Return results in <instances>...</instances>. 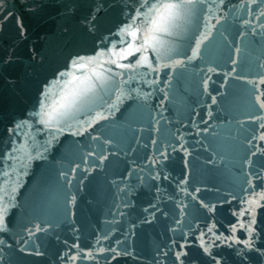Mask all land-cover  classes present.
<instances>
[{
    "label": "water",
    "instance_id": "water-1",
    "mask_svg": "<svg viewBox=\"0 0 264 264\" xmlns=\"http://www.w3.org/2000/svg\"><path fill=\"white\" fill-rule=\"evenodd\" d=\"M141 3L0 0V264H264V0L188 5L158 55L121 59ZM101 51L75 75L103 87L39 123L59 74Z\"/></svg>",
    "mask_w": 264,
    "mask_h": 264
},
{
    "label": "snow or ice",
    "instance_id": "snow-or-ice-1",
    "mask_svg": "<svg viewBox=\"0 0 264 264\" xmlns=\"http://www.w3.org/2000/svg\"><path fill=\"white\" fill-rule=\"evenodd\" d=\"M197 2L203 3L204 0H142L141 8H145V11L141 12L139 9L136 11L135 17L132 20L131 24L126 25L121 29V42H124L123 36L127 34L131 37V42H127V48L122 49L119 53L114 51L115 45H113V49H110L113 55L119 56L121 59H127L128 56L135 54L136 52H147L149 48H151L153 53L158 55V43L160 42L159 37L161 35H171V29L176 26V21L181 19L185 14L186 8L188 5H194ZM147 6V7H145ZM264 15V12L260 13ZM139 20L140 23L137 24L136 21ZM264 27V25H261ZM139 41V43H137ZM196 48H199V43H197ZM105 53L101 51L97 57H91L87 60L84 57H80L76 60L72 61L71 69L72 71L61 72L59 74L60 77L71 76V81H64L63 86L59 92L58 98L54 99L51 104H46L44 101L40 104V111L35 113L38 117H40L39 123L50 125L53 121L59 123L61 119L68 118L74 115L76 112L80 111V109L86 106L89 103L90 94H94L96 91V82L100 81V87H103V80L108 79L105 77L103 73H97L95 69H92L90 74H84L83 76L75 75L76 72H81L86 69L88 65L95 63L99 57L104 56ZM193 57L197 55V51H193ZM147 57L141 56L136 61L129 64H119L116 66L125 69H135L138 66H145L142 61H146ZM115 63V61H110ZM147 67L151 68L153 71L156 69L152 67L151 62H148ZM105 72H111V69H105ZM117 75V74H113ZM73 81H78L76 87L69 89L67 85L72 83ZM260 83L264 84V80L260 81ZM61 81L57 80L54 82L55 85H60ZM50 92V89H49ZM49 92L45 93V97L48 98ZM259 100V97H257ZM260 108L264 109V102H260ZM46 117V118H45ZM261 121H264V116L258 117ZM25 125L27 122H24ZM23 125L18 124L17 128L22 127ZM260 128L264 129V122L260 123ZM259 140L264 141V133L258 137ZM20 149L13 148L12 152H17ZM12 153H8L7 159H12ZM2 177H9L10 173L4 171L0 173ZM3 183H7V179L2 181ZM15 191V189H13ZM260 200H264V192L259 194ZM249 204L255 203L254 200L248 201ZM8 208L4 203V197L0 196V231H4L6 229L5 223V213H7ZM249 211L248 208L239 212V216L243 217L245 212ZM253 221L249 222V226L247 230L251 232V224ZM241 228H244L245 225L240 223ZM40 230V229H37ZM236 231V227L233 226V232ZM239 243L240 241H236ZM246 246L251 247L250 242L245 241ZM205 251H208L205 248ZM86 257H92V253L88 252L84 254ZM178 257L181 253L177 254ZM79 258L78 255H73L70 257L73 261Z\"/></svg>",
    "mask_w": 264,
    "mask_h": 264
}]
</instances>
